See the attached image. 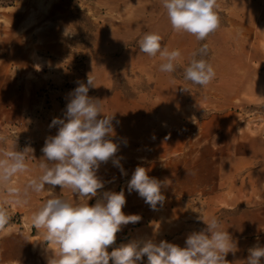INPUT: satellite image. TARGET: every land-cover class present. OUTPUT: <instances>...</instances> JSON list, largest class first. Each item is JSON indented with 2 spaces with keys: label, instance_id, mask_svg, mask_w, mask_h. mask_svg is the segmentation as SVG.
<instances>
[{
  "label": "rangeland",
  "instance_id": "374dc122",
  "mask_svg": "<svg viewBox=\"0 0 264 264\" xmlns=\"http://www.w3.org/2000/svg\"><path fill=\"white\" fill-rule=\"evenodd\" d=\"M162 5L0 0V160L16 148L34 149L26 172L0 182V207L11 218L0 237L34 235L40 254L45 230L34 229L32 215L49 194H60L46 185L17 203L25 198L9 189L23 191L41 175V149L57 132L49 125L63 118L69 93L90 76L89 95L115 115L113 142L126 173L111 160L101 164L112 174L98 176L105 185L100 196L123 190V212L141 217L122 226L109 252L132 240L183 246L189 232L206 226L199 216L218 219L237 241L229 264H245L250 247L264 246V0H217L220 26L204 41L174 31ZM152 32L162 36V49L180 51L173 73L160 71L166 61L159 53L140 51L139 40ZM204 44L215 78L199 86L184 79V69ZM137 166L163 182L166 200L156 210L128 191Z\"/></svg>",
  "mask_w": 264,
  "mask_h": 264
},
{
  "label": "clouds",
  "instance_id": "9594fccd",
  "mask_svg": "<svg viewBox=\"0 0 264 264\" xmlns=\"http://www.w3.org/2000/svg\"><path fill=\"white\" fill-rule=\"evenodd\" d=\"M162 6L174 31L194 35L199 41L206 40L220 26L217 0H163ZM162 39L158 33H146L139 40V49L150 57L159 53L166 61L160 65V71L173 73L181 53L178 49H162ZM207 53L206 44L193 53V59L184 69L185 80L199 86L212 82L215 71L203 59ZM197 55L201 58L196 59ZM92 87H95L94 82L89 76L87 83H78L69 93L63 118H53L49 125L56 127L57 132L45 139L41 149V175L28 181L23 190L25 199L17 201L27 203L31 192L41 193L46 185L49 192L54 193L59 186L62 190L70 189L73 194L71 200L54 195L32 215L34 229L45 230L42 242L58 246V255L49 259L48 264H109L110 261L111 264H144V257H147L146 264H229L226 257L236 253L237 241L222 228L218 219L206 221L200 216L197 219L206 226L189 232L183 246L167 240L147 239L132 240L108 251L122 226L137 223L141 217L123 212L126 206L123 190L104 191L100 196V190L105 187L97 175L101 164L111 160L122 174L126 173L116 156L118 145L113 142L115 115L104 114L101 100L89 95ZM28 153H34L30 146L4 153L5 159L0 160V182L28 170ZM162 184L150 177L146 168L137 166L127 188L156 210L166 200ZM9 191L19 193L15 188ZM93 198H97L96 202L90 205ZM10 219L7 210L0 207V231ZM245 264H264V246L250 247Z\"/></svg>",
  "mask_w": 264,
  "mask_h": 264
},
{
  "label": "crops",
  "instance_id": "0c3cea01",
  "mask_svg": "<svg viewBox=\"0 0 264 264\" xmlns=\"http://www.w3.org/2000/svg\"><path fill=\"white\" fill-rule=\"evenodd\" d=\"M112 168V166H107V168ZM103 169V168H102ZM99 168L97 175L102 176L106 174H112L111 171H105ZM102 181L103 179L100 178ZM60 196L65 197L69 200L73 199V194L70 189L57 190ZM46 192V190L44 191ZM36 193L31 192L26 199L31 201ZM13 196H22L23 191L19 193H13ZM12 197V196H11ZM53 196L49 194V198ZM25 198V197H24ZM76 197L74 196V199ZM89 204H93V199L89 201ZM34 235L26 236L23 234L7 233L0 237V264H48V260L55 258L58 255V246L55 244L47 245L43 242L41 252L39 251V244L35 242ZM44 236H39V238L44 239ZM38 238V237H37Z\"/></svg>",
  "mask_w": 264,
  "mask_h": 264
}]
</instances>
